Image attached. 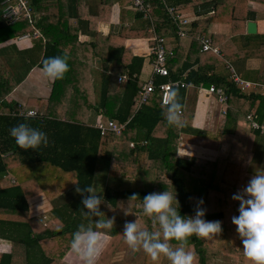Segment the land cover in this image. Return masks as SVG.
I'll list each match as a JSON object with an SVG mask.
<instances>
[{
    "label": "trees",
    "instance_id": "obj_1",
    "mask_svg": "<svg viewBox=\"0 0 264 264\" xmlns=\"http://www.w3.org/2000/svg\"><path fill=\"white\" fill-rule=\"evenodd\" d=\"M116 1L121 6L122 25L116 31L104 33L98 26L111 19ZM146 1L153 6L157 31L168 38L167 47L173 51L168 59L170 75H157L156 83L170 77L197 86L215 84L228 94L224 118L232 120L252 113L262 123L264 94L244 93L230 79V72L217 71L222 61L231 62L236 71L264 84V68L254 67L247 61L264 58V33H246L247 21L255 19V13L249 9L250 0H167L183 17L197 18L189 26L190 43L181 67L177 68L175 59L181 47H172L180 38L176 26L161 0ZM255 1L264 3V0ZM29 2L31 16L9 23L2 15L0 0V40L25 33L32 35L39 30V36H30L35 40L33 48L41 50L36 63L42 68L44 58L67 50L68 69L61 78L54 79L48 98L29 97L24 103L8 101V94L25 78L26 72L21 66L6 67L0 53V237L12 242L10 252L0 253V264H22L26 257L37 256L42 260L40 264H67L63 258L70 249L72 232L77 225L88 224L96 218L84 215L81 196L88 193L77 192L76 188L94 186L99 158L108 160V173L117 182H124L125 176L132 179L140 171H154L155 175L151 184L143 187L125 182V188L117 189L106 184L102 193L104 202L99 207L107 216L114 217V223L108 230H99L110 238L94 264H107L120 251L125 243L122 230L126 220L137 219L142 227L158 230V225L142 212V196L166 189L176 194L179 202L173 203L179 206L181 214H194L197 200L202 198L203 204L199 206L205 209L204 218L221 221L219 233L207 237L193 234L185 241V247L194 253L193 264H217L220 257L227 258V264H251L243 255L231 218L238 214L239 204L232 194L243 189L251 177L247 171L255 156L247 149L240 161L231 156H217L212 160L179 155L182 132L214 139H219L224 132L218 130L213 134L193 126L194 106L183 109L187 86L173 88L182 105L181 115L186 122L183 127L176 128L165 120L159 89L137 107L139 91L149 77L143 72L147 58L134 54L126 46V40L152 33L148 32L149 21L132 6V0ZM213 22L231 25V36L218 45L220 52L203 49L202 39L198 38V33H205ZM82 33L94 39L81 41ZM212 40L216 46L217 42ZM96 59L115 64L113 71L103 73L100 94L95 86ZM122 73H127L129 79L120 83L118 76ZM28 109H35L38 114L27 118L18 114ZM105 117L126 122L125 128L120 132L102 131L96 123ZM19 122L43 130L48 144H41L37 149L18 146L9 135V128ZM143 140L145 144L139 142ZM132 142L137 145L132 147ZM231 162L238 164L234 183L225 179ZM40 193L53 203L46 219L30 213L29 200ZM132 193L137 195L129 199ZM124 209L129 213L125 214ZM169 243L178 246L175 240ZM141 264H169V261L163 256L153 261L142 249Z\"/></svg>",
    "mask_w": 264,
    "mask_h": 264
},
{
    "label": "clouds",
    "instance_id": "obj_2",
    "mask_svg": "<svg viewBox=\"0 0 264 264\" xmlns=\"http://www.w3.org/2000/svg\"><path fill=\"white\" fill-rule=\"evenodd\" d=\"M68 54L64 50L60 55H53L41 61L43 73L49 78L58 79L68 69ZM123 81V75L120 76ZM162 111L169 125L176 128L183 127L182 105L177 99L175 89L171 90L164 100ZM25 118L33 115L31 111L24 113ZM9 135L22 149H37L41 144H48L47 134L30 126L26 122H19L9 128ZM77 192L88 193L81 196L84 215L96 217L88 224H79L72 232L69 241L70 248L77 253L85 264H93L99 252L101 239L100 229L108 230L114 223V217L107 216L101 209L104 202L102 194L94 191L90 185L77 186ZM137 194L132 193L130 198ZM232 198L239 201L238 214L232 216L236 225V232L240 237L243 255L251 264H264V170L255 171L243 189L233 193ZM176 194L168 191H153L142 196V212L147 215L158 230L142 227L137 219L124 222L122 235L125 243L131 249L142 248L151 260L157 261L161 256L167 258L169 264H193L194 253L185 247V241L191 235L207 237L209 234L221 231V221L205 219V209L199 205L203 199L198 198L194 214H181ZM179 202V201H178ZM109 208H112L107 205ZM125 214L129 213L124 209ZM175 240L178 246H171L169 241Z\"/></svg>",
    "mask_w": 264,
    "mask_h": 264
},
{
    "label": "crops",
    "instance_id": "obj_3",
    "mask_svg": "<svg viewBox=\"0 0 264 264\" xmlns=\"http://www.w3.org/2000/svg\"><path fill=\"white\" fill-rule=\"evenodd\" d=\"M90 3H96L98 0H88ZM129 8V7H128ZM249 9L251 12L255 13L254 20L257 23V33H264V3L250 0ZM248 20V21H249ZM247 21V22H248ZM121 6L119 1H116L112 8L111 19L108 22L100 23L98 28L104 33L110 31L118 30L121 24ZM137 25L140 22L136 23ZM222 27V28H220ZM206 34L211 35L215 39L218 46L222 40L231 36V25L227 22H213L207 29ZM247 33V24H246ZM20 35L10 37L8 39L0 40V50L3 62L6 67L12 68L13 66H21L22 70L26 72L25 78L8 94V101L26 102L29 97H39L46 99L50 96L52 91V86L54 79L47 77L43 73V68H41L36 62H38L39 55H41V50L34 46L33 37L19 38ZM148 36L140 37H129L126 40V46L132 50L134 54L145 56L147 61L143 66V72L146 76H150L152 71V54L150 53V46L152 41L149 40ZM94 37L88 34L82 33L80 35L81 41H90ZM185 39L187 41H185ZM191 35L181 37L176 39L173 46H179L180 53L176 60V68L181 67L182 61L186 55L190 43ZM182 44V46L180 45ZM219 47V46H218ZM173 49V48H172ZM28 50V51H26ZM30 50V53H29ZM32 53V54H31ZM173 55V54H172ZM247 61L251 63L254 67L264 68V58H250ZM29 65L32 66L28 70ZM115 64L112 62H101L96 59L95 62V86L97 93L100 94L102 86V75L104 72H111L114 70ZM27 68V71H26ZM219 69V68H218ZM217 69V71H218ZM13 69L12 71H14ZM148 78V77H147ZM186 101L184 102L183 109L190 108L194 106V116H193V126L202 130L210 131L211 133H218V130L224 131L219 139H214L212 137H205L202 135H197L189 132L181 133V140L179 144V155L192 157L200 156L208 159H215L217 156L227 157L231 156L237 160H241L242 153L245 149L252 151L253 157L250 167L247 171L249 176H252L255 171L264 170V132L257 128L251 126V123L247 119V115H238L236 119L224 118L223 109H225L224 104L220 103L215 95L199 94L197 88H188L186 93ZM31 106V105H28ZM38 107L36 105L31 106V108ZM226 110V109H225ZM242 117V120H241ZM104 119V118H103ZM264 124V121L262 122ZM125 176L123 181L125 182ZM235 178V177H234ZM242 189H239L241 191ZM40 193L32 198H30V213L35 214L32 209V204H39L42 202L40 199ZM33 200V202H31ZM48 201H51L47 198ZM39 202V203H37ZM52 202V201H51ZM53 203H51V210ZM51 212V211H50ZM51 214V213H50ZM38 215V214H36ZM101 239L99 241L98 247L99 252L93 260V264L98 258L99 254L107 244L109 240V235L100 232ZM12 248V242L10 239L0 237V253L10 252ZM126 252L125 250H122ZM120 252V251H119ZM118 252V253H119ZM117 253V254H118ZM123 254V252H122ZM127 258L126 255L122 256ZM67 264H85L84 260L75 253L71 248L65 253L64 258ZM117 259V260H114ZM42 260L40 258L34 257L28 259L26 257L22 264H40ZM112 262L107 264H118L120 259L113 257ZM118 262V263H117ZM123 264H128L127 261Z\"/></svg>",
    "mask_w": 264,
    "mask_h": 264
},
{
    "label": "built area",
    "instance_id": "obj_4",
    "mask_svg": "<svg viewBox=\"0 0 264 264\" xmlns=\"http://www.w3.org/2000/svg\"><path fill=\"white\" fill-rule=\"evenodd\" d=\"M30 0H1L2 3V15L9 23H14L21 18L30 17L32 13V7L30 5ZM163 6L165 8V12L171 19V21L176 26V33L179 37L189 36V26L190 24L196 20L197 18L194 16H182L179 12H177L175 5L171 4L167 0H161ZM132 6L138 11L142 12L143 17L149 21L148 32L152 34L148 37L152 44L150 46V53L152 54V71L148 80L143 84L141 90L139 91L138 105L139 108L142 104H144L152 92L159 89V95L161 98V102L164 103L167 94L174 87H188V88H197L199 90V94L206 95H215L217 100L225 104L228 100L227 92L220 86H216L215 84H211L210 86H205L203 84L196 85L193 82H186L184 79H172L168 78L165 81L156 83V76H169L170 75V67L168 65V59L173 54L172 50H169L167 47L168 38L164 35L160 34L156 29V23L153 16V6L149 1L146 0H132ZM36 17V13H35ZM40 35V31L36 30L31 35L30 33L22 34L19 38H28L30 36L37 37ZM198 38L202 39L203 49L213 48L214 51L220 52L218 46L213 45V40L211 35L206 33H198ZM227 68L230 70V79H232L236 85L244 92L250 93L252 91H260L264 94V84L242 77L230 63L227 64ZM123 75V81H121L120 76ZM129 79L127 73H122L118 76V81L124 82ZM31 111L33 115L38 114V111L35 109L28 110H20L18 114L22 115L25 112ZM182 112V111H181ZM225 113L226 110L223 109ZM247 119L251 123V126L254 128H259L264 132V124L258 122L252 113L247 114ZM126 122H119L113 118H107L106 120L100 119L97 121L96 126L100 128L102 131L111 130L120 132L125 128ZM141 144H145L146 141H139ZM137 142H132L131 146L135 147ZM44 219L47 218V215H44Z\"/></svg>",
    "mask_w": 264,
    "mask_h": 264
},
{
    "label": "rangeland",
    "instance_id": "obj_5",
    "mask_svg": "<svg viewBox=\"0 0 264 264\" xmlns=\"http://www.w3.org/2000/svg\"><path fill=\"white\" fill-rule=\"evenodd\" d=\"M222 28V27H220ZM185 41H187L185 39ZM231 63V62H230ZM227 64L228 62L224 63V61L221 62L220 66L218 67V72L219 73H229L230 70L227 68ZM232 64V63H231ZM235 64V63H234ZM236 65V64H235ZM235 67V66H234ZM237 67V66H236ZM238 72V71H237ZM242 77L246 78V79H250L247 78L245 75L241 74L240 72H238ZM249 77H251L249 75ZM24 103V102H23ZM105 120L107 119L106 117L104 118ZM103 119V120H104ZM242 120V117H241ZM108 166H109V162L106 159L103 158H99L98 162H97V177L95 180V184L93 186L94 191L99 192V194H102L106 184L116 187L117 189L119 188H125V184H129V186H137V187H143V186H148L151 184V182L154 179V171H140V173L136 176L131 178H125V182H117L116 177L111 176L108 173ZM237 172H238V164H232L229 163V166L227 168L226 174H225V179L229 182V183H234L236 180V176H237ZM235 177V178H234ZM38 200H42L41 203L39 204H32V209L35 214H38L37 216H43L44 215H50V207H51V201H48L45 195H41L40 199ZM31 202H33V200H31ZM125 250L126 252L122 251ZM124 256L126 255L127 258H123V254ZM115 258H119L120 261L118 264H123L127 261L128 264H141L142 261V249L141 248H137V249H131L126 243H124L120 249V252L118 254H115L114 256ZM117 260V259H114ZM112 262V261H110ZM217 264H227V258L225 257H220L216 260Z\"/></svg>",
    "mask_w": 264,
    "mask_h": 264
},
{
    "label": "water",
    "instance_id": "obj_6",
    "mask_svg": "<svg viewBox=\"0 0 264 264\" xmlns=\"http://www.w3.org/2000/svg\"><path fill=\"white\" fill-rule=\"evenodd\" d=\"M247 33L255 34L257 33V23L254 20H249L247 22Z\"/></svg>",
    "mask_w": 264,
    "mask_h": 264
}]
</instances>
